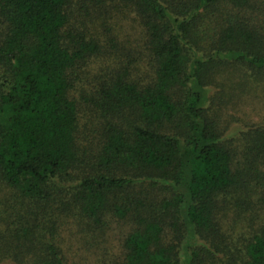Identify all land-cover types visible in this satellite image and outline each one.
Here are the masks:
<instances>
[{
	"label": "trees",
	"instance_id": "16d2710c",
	"mask_svg": "<svg viewBox=\"0 0 264 264\" xmlns=\"http://www.w3.org/2000/svg\"><path fill=\"white\" fill-rule=\"evenodd\" d=\"M128 14L147 83L98 66ZM248 71L264 0H0V263L81 264L116 217L118 264H264V124L229 132L211 108Z\"/></svg>",
	"mask_w": 264,
	"mask_h": 264
},
{
	"label": "rangeland",
	"instance_id": "374dc122",
	"mask_svg": "<svg viewBox=\"0 0 264 264\" xmlns=\"http://www.w3.org/2000/svg\"><path fill=\"white\" fill-rule=\"evenodd\" d=\"M111 25L106 27L108 34L114 43L103 60L98 61V66L103 68H119L121 72L125 69L130 75V79L139 83L149 82L153 74V62L148 52L144 48V32L134 23L131 14L113 19ZM116 52V54H113ZM118 62L123 63L118 66ZM121 68V69H120ZM248 70L243 67L242 72ZM250 78L239 74L231 76L233 88H211L210 95L215 98L213 107L216 110L217 121L230 128L229 132L241 129L247 124H264V78L253 79L250 71ZM218 97V98H217ZM210 105V104H209ZM85 116L81 120V126L86 125L89 129L96 130L98 126L95 121ZM94 133L83 135V145L88 148L96 140ZM131 219H117L112 217L108 220L107 229L109 231L108 243L103 245L101 252L92 253L86 250L77 259L82 257L81 264H118L122 261V242L125 236L132 230ZM68 240V239H66ZM69 241L67 242V245ZM71 249V248H70ZM74 253V252H73ZM0 264H15L10 261Z\"/></svg>",
	"mask_w": 264,
	"mask_h": 264
}]
</instances>
